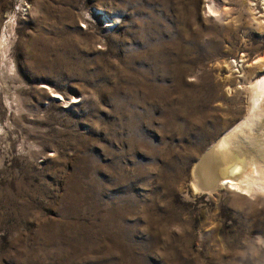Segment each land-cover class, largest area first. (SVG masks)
Returning a JSON list of instances; mask_svg holds the SVG:
<instances>
[{"label": "rangeland", "instance_id": "1", "mask_svg": "<svg viewBox=\"0 0 264 264\" xmlns=\"http://www.w3.org/2000/svg\"><path fill=\"white\" fill-rule=\"evenodd\" d=\"M262 60L260 0H0V264H264V193L194 171Z\"/></svg>", "mask_w": 264, "mask_h": 264}, {"label": "bare ground", "instance_id": "2", "mask_svg": "<svg viewBox=\"0 0 264 264\" xmlns=\"http://www.w3.org/2000/svg\"><path fill=\"white\" fill-rule=\"evenodd\" d=\"M260 1L264 3V0ZM208 11L215 13L214 8L211 6H209ZM6 37L3 40H6ZM259 63L263 64L264 60L259 61ZM262 66L260 68H263ZM11 70L13 71V66ZM250 90L252 91V106L247 118L236 126L233 131L226 133L218 143L215 142V145L209 148L194 168L195 173L198 172L202 176L203 185L208 189V192L216 190L218 182L225 181L229 189L236 191V193L238 191L244 195L250 194L254 191L253 187H257L262 191L261 193H264V159L261 164L257 163L253 158L238 149L240 144H253L252 132L255 127V118L258 116L257 111L264 101V77L251 85ZM12 100L15 103L13 98ZM234 147L237 149H234ZM260 151L264 153V149Z\"/></svg>", "mask_w": 264, "mask_h": 264}, {"label": "water", "instance_id": "3", "mask_svg": "<svg viewBox=\"0 0 264 264\" xmlns=\"http://www.w3.org/2000/svg\"><path fill=\"white\" fill-rule=\"evenodd\" d=\"M203 157V156H202Z\"/></svg>", "mask_w": 264, "mask_h": 264}]
</instances>
